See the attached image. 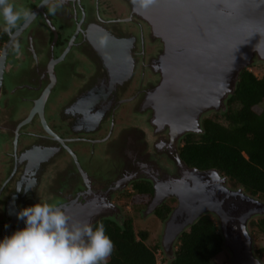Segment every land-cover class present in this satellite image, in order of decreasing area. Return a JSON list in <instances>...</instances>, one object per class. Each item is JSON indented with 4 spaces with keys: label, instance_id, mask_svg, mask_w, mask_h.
Returning <instances> with one entry per match:
<instances>
[{
    "label": "flooded vegetation",
    "instance_id": "obj_1",
    "mask_svg": "<svg viewBox=\"0 0 264 264\" xmlns=\"http://www.w3.org/2000/svg\"><path fill=\"white\" fill-rule=\"evenodd\" d=\"M22 1L36 14L32 20L21 21L9 33L0 18V240L24 228L18 213L39 202L63 206L74 220H92L106 210H113L112 219L121 220L124 198L120 197L132 193L135 184L152 186L151 202L155 195V186L149 181L125 184L134 171L128 167L150 165L158 159L178 172L175 153L181 152L187 136L175 141L170 126L158 122L157 112L149 104V95L162 84L165 71L157 39L142 20L137 0H122L125 9L114 0H65L55 14L42 5L43 0ZM10 2L18 6L16 1ZM132 23L137 24L138 35ZM104 37L128 41L125 56L118 61L123 69L117 78L109 76L100 52L92 46ZM87 62L88 70L92 65V75L84 84ZM132 62V74L125 79V69ZM70 85L79 87L72 97L68 96ZM45 91L40 111L32 113ZM90 93L91 102L85 98ZM225 112L209 113L202 125L206 118ZM107 121L110 128L102 131ZM116 128L121 133L118 139H111ZM113 144H117L114 149ZM87 146L90 149L82 151ZM101 146L105 160L118 159L113 171L98 168L96 155ZM83 153L90 155L86 166L80 159ZM61 156L70 158L67 167L59 163ZM43 188L50 192L43 193ZM164 197L160 195L159 200ZM171 201L177 208L174 198H164L162 205ZM204 216L215 220L212 215ZM258 219L250 222V234L251 223ZM219 233L222 235L220 227Z\"/></svg>",
    "mask_w": 264,
    "mask_h": 264
},
{
    "label": "water",
    "instance_id": "obj_2",
    "mask_svg": "<svg viewBox=\"0 0 264 264\" xmlns=\"http://www.w3.org/2000/svg\"><path fill=\"white\" fill-rule=\"evenodd\" d=\"M137 3L140 7L138 0ZM139 11L163 53L162 84L149 95L158 122L170 126L175 141L188 134H202L205 116L227 111L241 73L264 64V0H158ZM100 42H93L92 46L100 52L109 76L117 78L123 69L118 61L125 56L128 41L104 37ZM132 71L133 62L125 69V79ZM46 94L47 91L35 102L32 113L39 110ZM85 98L91 102L93 94ZM175 155L178 172L157 159L150 165L128 167L134 171L125 181L126 185L139 179L154 184L155 195L148 214L161 206L166 197L178 201L164 223L162 248L167 256L173 258L181 234L208 214L219 223L230 264H256L257 259L264 264L255 253L249 231L252 220L264 218V201L250 196L242 187L233 189L229 178L219 170L192 168L178 151ZM160 195H165L162 202ZM111 213L113 210L102 211L91 222L108 219L123 226V217L112 219Z\"/></svg>",
    "mask_w": 264,
    "mask_h": 264
},
{
    "label": "trees",
    "instance_id": "obj_3",
    "mask_svg": "<svg viewBox=\"0 0 264 264\" xmlns=\"http://www.w3.org/2000/svg\"><path fill=\"white\" fill-rule=\"evenodd\" d=\"M203 130L184 138L181 158L192 168L219 170L233 188L242 187L264 200V77L244 70L227 111L206 118ZM121 198H127L130 207L144 209L153 198V188L148 182H139L132 193ZM174 202L157 208L155 216L161 222L175 209ZM101 222L115 244L108 264H159L160 250L168 258H163L164 264H215L224 252L223 237L211 216L201 217L181 234L173 258L167 256L160 241L149 245V231H137L133 218L127 217L123 226L111 220ZM250 229L255 238H264V218L253 221ZM257 253L264 258V248Z\"/></svg>",
    "mask_w": 264,
    "mask_h": 264
},
{
    "label": "clouds",
    "instance_id": "obj_4",
    "mask_svg": "<svg viewBox=\"0 0 264 264\" xmlns=\"http://www.w3.org/2000/svg\"><path fill=\"white\" fill-rule=\"evenodd\" d=\"M136 3V0H133ZM147 9L158 0H138ZM65 0H43L49 13L55 14ZM36 14L31 8L17 7L0 0V18L11 33ZM19 51V46H16ZM25 227L0 240V264H108L115 250L103 222L74 220L55 203L39 202L18 213ZM256 264H260L257 259Z\"/></svg>",
    "mask_w": 264,
    "mask_h": 264
},
{
    "label": "rangeland",
    "instance_id": "obj_5",
    "mask_svg": "<svg viewBox=\"0 0 264 264\" xmlns=\"http://www.w3.org/2000/svg\"><path fill=\"white\" fill-rule=\"evenodd\" d=\"M114 1H115L116 5L119 8L120 7H124V9H125V7H127V4L124 1H122V0H114ZM16 2H17V5H18L17 7L23 6V1L22 0H16ZM89 14L92 15L93 11L90 12ZM132 24H133V29H134L135 33L138 35L139 29H138L137 24H134V23H132ZM123 27H127L128 28V27H131V26H123ZM86 67L87 68H84L86 70L85 71L86 72V75H85L86 77L84 79L85 80L84 84H86L87 80L90 79V75H92V65H91V70H88V68H89V63L88 62H87V66ZM248 70L253 72V74L259 79L264 77V64H256L254 66H251ZM148 73L150 75H152L150 70H149ZM138 75H139V73H138ZM11 76L12 75L10 74V77ZM78 90H79L78 86H74L73 87V86L70 85L68 96L72 97V96L76 95ZM57 109L54 110V111L56 112ZM138 117H140V115H138ZM131 119H132V117H131ZM135 119H138L141 123L144 121L142 119V117L141 118H137V116H135ZM109 128H110V122H108V121L102 125V131H106ZM117 129L118 128H116L115 133H114V135L112 136L111 139H113V137H115V136L118 139V135L121 133V129H120L118 134H117ZM116 147H117V144H113L112 148L114 149ZM83 149H82V151H87V150L90 149V147H88V146L87 147H83ZM108 150H111V147H108ZM78 151H81V149H78ZM97 154H98V156L96 155V159H97V164H98V168L99 169H101V170L110 169L112 171L115 169L118 159H112L111 161L105 160L106 156H104V146H101L100 148H97ZM87 157L90 158V155H86V154L83 153L80 156V159H81V162H82L83 166L87 165ZM115 157L117 158V156H115ZM59 163L61 165L65 166V167H67L70 164V158L67 157V156H61ZM1 165L4 166L5 165V161ZM42 191L45 194H48L50 192V191H48L45 188H43ZM120 204H121L120 207L123 209V218L124 219L125 218L127 219V217L133 218L135 229L137 231H139V230H148L149 231V233L151 235L150 240L148 242L149 245H153V243L155 241H160V243L162 245V237H163V234H164L165 225H164L163 222H161L155 216V212H152V213L148 214L146 208L141 209V208L130 207L129 204H127V202H126V199L122 200L120 202ZM215 222H216V224H218L216 219H215ZM253 238H254V248H255V250H260L261 248H264V238L263 237L255 238L254 235H253ZM157 256H158V259H159V264H164L163 261H162L163 258L168 260V258H166L163 255V251H161V250L158 251ZM228 257H229V254L223 252L216 259L215 264H230V257L229 258Z\"/></svg>",
    "mask_w": 264,
    "mask_h": 264
}]
</instances>
